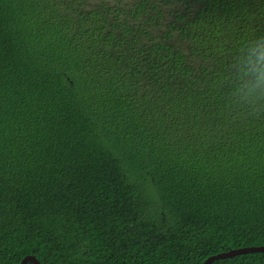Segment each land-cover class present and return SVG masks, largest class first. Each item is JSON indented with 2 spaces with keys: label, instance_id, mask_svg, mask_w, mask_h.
<instances>
[{
  "label": "trees",
  "instance_id": "obj_1",
  "mask_svg": "<svg viewBox=\"0 0 264 264\" xmlns=\"http://www.w3.org/2000/svg\"><path fill=\"white\" fill-rule=\"evenodd\" d=\"M260 38L264 0H0V264L264 246V102L221 83Z\"/></svg>",
  "mask_w": 264,
  "mask_h": 264
},
{
  "label": "clouds",
  "instance_id": "obj_2",
  "mask_svg": "<svg viewBox=\"0 0 264 264\" xmlns=\"http://www.w3.org/2000/svg\"><path fill=\"white\" fill-rule=\"evenodd\" d=\"M231 86L230 99L235 104L264 102V38L249 42L234 65V73L221 83Z\"/></svg>",
  "mask_w": 264,
  "mask_h": 264
},
{
  "label": "water",
  "instance_id": "obj_3",
  "mask_svg": "<svg viewBox=\"0 0 264 264\" xmlns=\"http://www.w3.org/2000/svg\"><path fill=\"white\" fill-rule=\"evenodd\" d=\"M253 252H264V246H251V247H243L238 249H233L227 252L219 253L209 257L203 264H212L214 261L235 257L238 255H243L247 253ZM41 264L35 256L28 255L26 256L20 264Z\"/></svg>",
  "mask_w": 264,
  "mask_h": 264
}]
</instances>
